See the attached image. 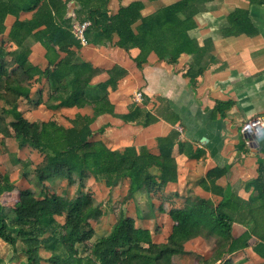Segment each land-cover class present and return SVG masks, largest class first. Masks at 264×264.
Instances as JSON below:
<instances>
[{
    "label": "trees",
    "instance_id": "trees-1",
    "mask_svg": "<svg viewBox=\"0 0 264 264\" xmlns=\"http://www.w3.org/2000/svg\"><path fill=\"white\" fill-rule=\"evenodd\" d=\"M189 1H177L142 17L143 3L139 1L121 6L116 14L110 15L108 0H100L79 20L89 21L84 31L88 43L111 41L116 34V44L125 51L137 47L139 54L134 61L138 68L147 62L150 52L156 53L159 59L169 56L172 62L181 53H187L197 62V55H202L204 48L198 47L189 35L193 28ZM62 4L61 0H0V34L5 31L6 16L13 15L16 19L7 36L17 46L12 52L0 48V144L4 145V140L10 138L18 148L31 147L41 155L40 161L32 164L36 187L20 190L18 203L13 207L0 203V239L7 242L13 252L21 251L22 264H42L45 252L49 253L44 260L48 264H172L171 257L184 253L185 243L198 236L211 240L215 247L214 255L201 259L198 264H215L225 254L244 247L249 234L237 239L231 237L233 219L224 212L228 203L220 201L213 205L200 198H188L181 209L169 213L174 223L165 242L153 241L148 228L136 226L135 220L122 212L112 232L91 240L95 233L91 223L103 212L94 203L92 194L85 190L86 179L90 175L101 177L107 187L127 179V198H132L136 192L150 193L176 180V164L171 156L174 141L158 138L159 154L154 155L143 147L112 150L103 141L93 139L91 124L97 116L104 113L117 116L107 89L116 88L117 80L125 71L113 67L107 70L106 81L91 83L100 70L88 62L75 60V49L81 47V42L71 30V19L59 15ZM33 10L31 19H19L20 12ZM84 10L87 9L82 5L80 11L84 13ZM138 20L140 23L132 27ZM42 25L47 28V34L39 30L33 33ZM30 36L46 50L48 65L43 70L27 59L25 49ZM55 47L64 50L65 55L60 57ZM194 65L191 62L187 70L192 80L203 72V67L193 72ZM35 76L45 78L48 83L50 93L45 103L48 108L89 106L92 115L78 113L69 120V126L55 116L42 122L25 118L18 100L29 97V81ZM52 101L57 103L52 104ZM119 117L143 126L154 121V116L141 107H133ZM103 130L101 127L98 132ZM11 157L13 164L28 166L14 153ZM155 169L158 174L153 172ZM26 171L22 169L20 175L25 176ZM48 178L65 179L69 187L75 185L76 196L68 198L51 193L46 184ZM252 183L257 185L259 181ZM13 188L9 173L0 169V195ZM261 195L264 197V191Z\"/></svg>",
    "mask_w": 264,
    "mask_h": 264
},
{
    "label": "crops",
    "instance_id": "crops-1",
    "mask_svg": "<svg viewBox=\"0 0 264 264\" xmlns=\"http://www.w3.org/2000/svg\"><path fill=\"white\" fill-rule=\"evenodd\" d=\"M61 1L59 15L70 18L72 26L76 22L87 21L79 19L84 17L91 5L100 2ZM134 1L143 3L140 14L145 17L180 0H108V13L114 15L121 6ZM189 4L193 22L189 35L198 47L204 48L200 51L202 55L198 53L197 62H193L192 56L187 53H181L172 62L169 56L159 59L156 53L150 52L147 62L138 68L134 58L139 49L134 47L125 51L116 44V34L112 35L111 41L102 40L97 44L85 42L75 49L77 62H88L100 70L92 78L93 84L106 81L107 70L113 67L125 71L117 80L116 88L107 89L108 99L117 116L109 113L97 116L91 124L95 135L93 139L103 141L112 150L143 147L154 155L159 154L158 138L173 139L171 156L176 164V180L150 193L136 192L130 200L145 194L152 207L159 195L162 201V206L158 205L162 211V230L166 231L162 242L166 241L174 223L169 213L181 209L186 199H205L213 205L225 201L228 205L224 207V212L233 219L231 237L237 239L248 233L249 238L244 247L225 254L215 264H264V197L261 195L264 191V129L260 134L253 135L243 128L252 117L264 114V0H190ZM82 5L87 9L84 13L80 11ZM34 11L20 12L19 19H31ZM15 19L13 15H7L5 31L0 34V48L7 52L17 48L7 36ZM139 23L140 20L132 27ZM37 30L42 34L48 33L44 25L35 28L33 33ZM27 42L29 46L25 50L29 63L45 69L48 65L45 48L32 36ZM57 53L60 57L65 55L64 50L57 49ZM191 62L195 64L193 72L203 67L202 74L193 80L187 76ZM29 83V97L18 100L19 110L28 120L42 122L55 116L69 126V120L78 113L92 115L89 106L48 108L45 103L50 92L45 78L35 76ZM136 92H141V101L134 100ZM133 107L146 109L154 116V121L143 126L125 122L119 117ZM101 127L103 132H98ZM9 139L4 140V145L0 144V152L9 154L10 163L16 165L12 163L7 146ZM0 169L9 173L14 183L12 191L0 195V203L13 207L10 199L6 202L1 198L12 196V192H19L28 186L21 185L17 175L11 176L10 171L2 170L1 165ZM153 172L159 173L157 169ZM253 181L259 183L254 185ZM122 182L126 185L127 194L128 180L123 179ZM120 212L123 213V210L120 209ZM151 234L155 241L152 231ZM203 242L209 253L206 257L200 255L195 264L201 259H210L215 252L214 244L201 236L187 241L184 253L172 258L180 256L184 260L189 253L199 255L201 250L197 245ZM188 246L194 248L188 251ZM176 264L188 263L178 261Z\"/></svg>",
    "mask_w": 264,
    "mask_h": 264
},
{
    "label": "rangeland",
    "instance_id": "rangeland-1",
    "mask_svg": "<svg viewBox=\"0 0 264 264\" xmlns=\"http://www.w3.org/2000/svg\"><path fill=\"white\" fill-rule=\"evenodd\" d=\"M9 140H7L9 151L11 153H15L16 156L23 159L24 162H27L28 166L23 168L21 164L12 165L9 160L10 157L8 158L9 154L0 152V165L2 170H8V172L10 171L11 176L17 175V179L21 181V185H27L28 187L35 188L36 178L32 172V164L40 161V153L31 147L20 149L16 146V143L13 139ZM22 169L23 171L27 169L25 176H21L19 174ZM88 178L85 182V190L92 194L94 203L98 205L103 212L102 216L97 221L92 222V227L95 232L93 238L91 239L92 241L96 240L99 236H104L113 231L115 220L120 213V209H122L124 216L133 217L136 220L137 226L148 227L151 229L155 241L162 242V236L166 233V231L162 230V211L158 209L159 203L162 206V201L158 197L159 195L153 202V206L150 207L149 199L145 194H141L142 196L140 198L137 197L135 200H130V198H127L125 196L126 185L124 186V183L122 182L123 180L117 182L114 186L107 187L105 185L104 179L101 177L95 178L90 175ZM46 184L51 193L61 195L64 194L68 198H73L77 194V188L75 185L69 187L65 179L48 178V180H46ZM12 193V196L2 197L1 199L3 201L10 199L14 206L16 203H18L17 194L19 192L16 190ZM158 199L161 202H157ZM61 219L62 218H60V221H62ZM188 247L190 248L188 251H191V248H194L192 246ZM197 247H199L201 250L199 255L196 256L188 252L189 254L185 256L186 259L182 260L180 256H177L176 258L171 257L170 262L172 264H176L178 261H181L188 264H195L200 255L201 257L202 255L206 257L209 253L207 251L208 247L204 242L199 243ZM80 249L83 253V247L81 245ZM42 257L45 260L47 253H42ZM0 258L3 260V262L0 264H22L24 261V256L21 254V251L13 252L12 247L1 239ZM44 260L42 264H48Z\"/></svg>",
    "mask_w": 264,
    "mask_h": 264
},
{
    "label": "built area",
    "instance_id": "built-area-1",
    "mask_svg": "<svg viewBox=\"0 0 264 264\" xmlns=\"http://www.w3.org/2000/svg\"><path fill=\"white\" fill-rule=\"evenodd\" d=\"M89 26V22H76L72 26V31L75 37L84 44L86 42L84 31ZM141 92H136L134 95V100L141 101ZM244 130L250 132L253 135H258L264 129V114L252 117L245 125Z\"/></svg>",
    "mask_w": 264,
    "mask_h": 264
}]
</instances>
